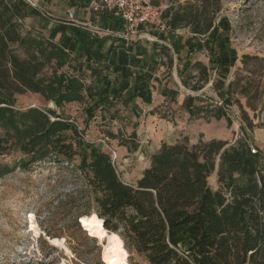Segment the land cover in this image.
Instances as JSON below:
<instances>
[{
	"label": "trees",
	"instance_id": "obj_1",
	"mask_svg": "<svg viewBox=\"0 0 264 264\" xmlns=\"http://www.w3.org/2000/svg\"><path fill=\"white\" fill-rule=\"evenodd\" d=\"M220 2L186 0L176 8L168 5L161 19L170 33L188 28L194 41L207 38L202 44L191 40L185 44L190 51L206 49L212 54L213 38L224 23L215 24ZM73 35L55 44L23 32L0 0V157L20 155L12 164H0V180L17 170L28 171L52 155L70 162L77 157L74 172L80 186L72 192V223L80 230V218L95 215L107 232L121 239L125 261L129 256L147 264H264V157L252 154L247 141L189 145L183 137L162 143L149 155L140 179L130 185L121 180L110 155L83 141L73 123L50 109L17 107L18 96L31 94L55 108L85 104L84 114L91 120L95 112L109 113L122 99L146 98V82L132 85V94L131 73L119 70L121 80L115 86L100 67V51H93L99 42L77 31ZM80 57L83 62L76 60ZM234 60L219 54L214 61L221 66ZM195 66L206 80V69ZM190 101L183 104L190 117H206L212 107L190 111L186 106ZM222 110L216 107L213 117L222 118ZM67 132L76 140L74 148L66 144ZM216 162L213 190L208 178Z\"/></svg>",
	"mask_w": 264,
	"mask_h": 264
},
{
	"label": "rangeland",
	"instance_id": "obj_2",
	"mask_svg": "<svg viewBox=\"0 0 264 264\" xmlns=\"http://www.w3.org/2000/svg\"><path fill=\"white\" fill-rule=\"evenodd\" d=\"M185 1L162 0L164 6L174 8ZM220 20L224 23L219 26L213 38L216 44L212 46L216 54H209L206 49L197 51L187 58L191 61L187 63L191 65L190 69L181 73L180 62L186 60L185 54H172L170 61L167 58L163 62L157 80L163 84L166 81L170 89L177 90L179 101L191 94L204 97L212 105L206 117L187 120L186 131L198 136L187 137L189 145L220 140L231 146L245 140L251 149L264 157V0H221L215 24ZM175 35L183 39L191 37L188 28L178 29ZM143 38L140 34L135 40ZM219 54L235 60L230 65L226 62L219 66L217 60L214 61ZM197 64L206 69V80L201 77V69L195 68ZM220 92L224 93L222 97L218 96ZM224 100L228 102L227 106ZM16 101L18 108L50 109L73 123L83 141L98 146L114 159L119 177L130 185H134L148 167L149 153L159 144V139L172 143L183 138L149 137L153 129L157 131L152 117L157 121L173 119L178 112L176 104L162 105L163 109L157 104L158 108H153L157 116L146 112L145 118L142 116L135 125L136 120L128 119V112L121 109L109 112L113 113L112 120L108 112L105 120L101 119L103 113L99 110L89 120L82 103L55 108L52 103L31 94L18 96ZM214 107L223 108L222 118L213 117ZM65 137L66 144L74 148L73 134L67 132ZM19 157V154L1 156L0 164H12ZM78 164L77 157L70 162L61 155H52L28 171L17 170L0 180V264H104V239L86 233L81 226L78 230L72 223V192L80 186L74 172ZM217 168L216 162L215 171L208 178L213 190L217 189ZM32 224L36 226V236L31 231ZM53 239L60 241L62 246L52 245ZM124 261L122 251L115 264H147L138 257L129 259L128 256Z\"/></svg>",
	"mask_w": 264,
	"mask_h": 264
},
{
	"label": "crops",
	"instance_id": "obj_3",
	"mask_svg": "<svg viewBox=\"0 0 264 264\" xmlns=\"http://www.w3.org/2000/svg\"><path fill=\"white\" fill-rule=\"evenodd\" d=\"M4 1L14 14L16 21L21 25L23 32L31 31L44 39L51 40L55 44H61L66 38L73 37L74 32L77 31L84 33L88 39L99 42L98 46L93 47V51L96 48L100 51V67L104 69L115 86L119 85L121 80L119 70L131 73L132 83L128 91L132 94H134L132 85L146 82L148 84V94H146L145 99L136 98L134 101L122 99L113 108L115 111L121 109L128 112V119L133 118L136 120L135 125L142 116V119L145 118L146 112H153V116H157L154 111L158 108L157 104H161L159 108H162V105L176 104L175 108L178 109V112L174 114L173 119L168 117L169 121L165 118H160L157 121L152 117L157 131L153 129L149 137H198L190 135L185 129L187 120L193 117H190L189 113L183 108V104L186 99L191 98L192 101L188 102L186 106L190 111H193L196 107L209 105L210 101H205L204 97L199 98L191 94L183 96L179 101L180 95L177 90L170 89L165 84L166 81L163 84L157 80V73L164 66L163 62L167 58L170 61L172 54L175 56L185 54L186 60L180 62L179 73L182 72V68L187 63L191 62L187 58L195 55L197 51H190L188 44H185V42L187 40L194 41L192 35L190 38L183 39L176 36L175 33H170L165 27L143 26L139 32L144 38L126 43L122 38V22L110 14L89 11L86 0ZM153 2L155 5L161 6L164 3L162 0H153ZM69 14L72 15L71 18ZM194 42L203 43L200 39H196ZM215 44L214 42L213 46ZM213 52L216 54L215 50ZM76 60L83 62L84 57L76 58ZM87 74L89 73L87 72ZM86 82L89 83V81ZM218 96H220V93ZM105 116L106 113H103L102 119L105 120ZM159 140V144L149 155L158 150L162 143L170 144L167 140Z\"/></svg>",
	"mask_w": 264,
	"mask_h": 264
},
{
	"label": "built area",
	"instance_id": "obj_4",
	"mask_svg": "<svg viewBox=\"0 0 264 264\" xmlns=\"http://www.w3.org/2000/svg\"><path fill=\"white\" fill-rule=\"evenodd\" d=\"M87 9L94 13H107L123 24L122 38L130 43L140 35L143 26L164 27L162 13L168 7L155 5L153 0H86ZM71 18L72 15L69 14ZM250 152L256 151L250 148ZM114 164V159H111Z\"/></svg>",
	"mask_w": 264,
	"mask_h": 264
},
{
	"label": "bare ground",
	"instance_id": "obj_5",
	"mask_svg": "<svg viewBox=\"0 0 264 264\" xmlns=\"http://www.w3.org/2000/svg\"><path fill=\"white\" fill-rule=\"evenodd\" d=\"M79 224L86 233L104 239L105 244L102 252V262L104 264H115V259L123 251V243L118 235L107 232L103 228L102 221L95 215L80 218ZM31 231L35 236L38 234L34 224L31 225ZM51 244L54 246H62L60 241L54 239L51 240Z\"/></svg>",
	"mask_w": 264,
	"mask_h": 264
},
{
	"label": "water",
	"instance_id": "obj_6",
	"mask_svg": "<svg viewBox=\"0 0 264 264\" xmlns=\"http://www.w3.org/2000/svg\"><path fill=\"white\" fill-rule=\"evenodd\" d=\"M80 221V220H79ZM82 228V227H81Z\"/></svg>",
	"mask_w": 264,
	"mask_h": 264
}]
</instances>
